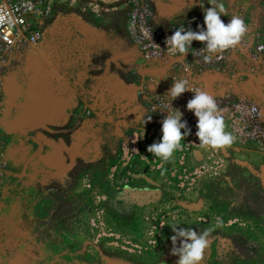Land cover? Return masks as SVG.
Listing matches in <instances>:
<instances>
[{"label":"rangeland","instance_id":"rangeland-1","mask_svg":"<svg viewBox=\"0 0 264 264\" xmlns=\"http://www.w3.org/2000/svg\"><path fill=\"white\" fill-rule=\"evenodd\" d=\"M50 1L42 41L0 43V264H177L171 226L208 234L202 264H264V0H217L248 31L207 63L206 43L183 57L166 39L206 30L208 0ZM31 73L43 91L71 84L64 129L43 114L10 130ZM181 79L214 97L234 142L200 143L186 91L172 107L191 134L163 161L147 148Z\"/></svg>","mask_w":264,"mask_h":264},{"label":"clouds","instance_id":"clouds-1","mask_svg":"<svg viewBox=\"0 0 264 264\" xmlns=\"http://www.w3.org/2000/svg\"><path fill=\"white\" fill-rule=\"evenodd\" d=\"M208 2L212 7L204 10L206 30L203 27L199 31H193L191 28L185 30L181 27L166 39L167 46L171 45V48L183 57L189 52L193 41L206 43L205 49L208 53L204 56L206 63L211 62L213 56L220 52L237 48L248 31L241 16H232L230 22L225 24L221 19V15L226 16L223 3H217V0H208ZM186 91L195 93L194 98L188 101L187 109L198 119L195 134L200 143L215 149L230 146L234 142L233 135L225 131L223 118L215 114L218 106L214 97L202 89L193 90L186 79L174 80L173 86L167 93L171 100L160 108V111L168 113L162 121V137L147 148L149 153L163 161H169L174 152L182 147L181 141L191 134L187 121L182 120L183 113L172 107V101ZM148 120H151V117ZM171 228L175 233L171 237L172 254L179 257L177 264H202L204 252L208 247V234L206 232L200 234L189 227L171 226ZM178 240L179 246H177Z\"/></svg>","mask_w":264,"mask_h":264},{"label":"built area","instance_id":"built-area-1","mask_svg":"<svg viewBox=\"0 0 264 264\" xmlns=\"http://www.w3.org/2000/svg\"><path fill=\"white\" fill-rule=\"evenodd\" d=\"M50 0H0V43L15 47L38 44L52 14Z\"/></svg>","mask_w":264,"mask_h":264},{"label":"crops","instance_id":"crops-1","mask_svg":"<svg viewBox=\"0 0 264 264\" xmlns=\"http://www.w3.org/2000/svg\"><path fill=\"white\" fill-rule=\"evenodd\" d=\"M49 22V21H47ZM46 22V23H47ZM35 70L38 71V69L35 67ZM31 81L30 84L32 85V96H33V102L31 105H26L24 109V113L22 116L23 122L19 125L11 124L9 126L10 130L11 128H14V132H18V128H23L25 129L24 131L26 132V128L34 129L37 128L36 123L38 122V119L40 117H43V114H45L46 117H44L46 120V126H51L54 128L55 126H60L61 129H64L65 124H68V119L66 120L64 115H59L58 111L56 110L58 107V101L60 98L65 96L66 92L68 95V90L72 88L70 83H66V79L63 77V82H59L57 86L61 87L62 89H56L53 90V82H48L46 84V90L43 91L40 87L41 85L39 84V76L37 74L31 73ZM70 87V88H69ZM73 89V88H72ZM62 96V97H61ZM100 99L98 95H94V100L97 102V100ZM45 102V103H43ZM30 132H33L30 130Z\"/></svg>","mask_w":264,"mask_h":264}]
</instances>
